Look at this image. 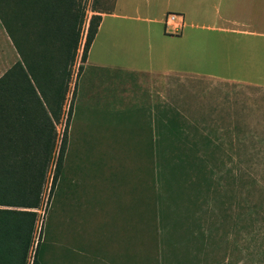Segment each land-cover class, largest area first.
<instances>
[{"label":"rangeland","instance_id":"1","mask_svg":"<svg viewBox=\"0 0 264 264\" xmlns=\"http://www.w3.org/2000/svg\"><path fill=\"white\" fill-rule=\"evenodd\" d=\"M113 3L85 0L55 123V159L67 131L64 167L52 191L51 168L38 209L48 264H264V61L255 44L200 30L186 74L158 77L155 95L140 74L81 72L87 19ZM7 40L0 22V76L13 61ZM173 121L177 147L194 149L184 166L159 157V148L173 155Z\"/></svg>","mask_w":264,"mask_h":264},{"label":"trees","instance_id":"2","mask_svg":"<svg viewBox=\"0 0 264 264\" xmlns=\"http://www.w3.org/2000/svg\"><path fill=\"white\" fill-rule=\"evenodd\" d=\"M85 18V0H0V22L21 55L0 76V264H48L50 243L42 235L35 238L38 209L51 168L52 191L64 167L67 131L55 159V123L63 113ZM100 20L98 13L90 17L83 62ZM173 124L174 142L170 137L167 147L173 155L159 148V157L184 166L194 149L177 147L181 133L178 122Z\"/></svg>","mask_w":264,"mask_h":264},{"label":"crops","instance_id":"3","mask_svg":"<svg viewBox=\"0 0 264 264\" xmlns=\"http://www.w3.org/2000/svg\"><path fill=\"white\" fill-rule=\"evenodd\" d=\"M92 11L100 14L101 20L81 72L91 66L113 69L123 76L140 74L155 95L158 77L186 74L181 64L192 50L190 44L201 39L200 30H214L228 38L230 46L236 37L245 35L257 48L256 59L261 57L260 64L264 61V0H114L111 9ZM170 11L184 16L180 35L165 31L164 20ZM7 39L13 57L8 69L21 55L8 35ZM95 49L102 52L94 54ZM141 51L146 56L140 61Z\"/></svg>","mask_w":264,"mask_h":264},{"label":"built area","instance_id":"4","mask_svg":"<svg viewBox=\"0 0 264 264\" xmlns=\"http://www.w3.org/2000/svg\"><path fill=\"white\" fill-rule=\"evenodd\" d=\"M165 31L171 35H180L184 31L185 20L182 13L170 11L164 20Z\"/></svg>","mask_w":264,"mask_h":264}]
</instances>
